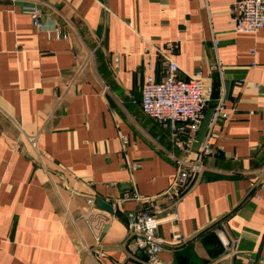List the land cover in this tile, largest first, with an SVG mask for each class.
Instances as JSON below:
<instances>
[{
  "label": "crops",
  "instance_id": "crops-1",
  "mask_svg": "<svg viewBox=\"0 0 264 264\" xmlns=\"http://www.w3.org/2000/svg\"><path fill=\"white\" fill-rule=\"evenodd\" d=\"M234 1L0 0V264H148L127 214L156 209L164 263L264 264V30L235 31ZM155 46L229 113L175 224L187 151L141 106Z\"/></svg>",
  "mask_w": 264,
  "mask_h": 264
},
{
  "label": "built area",
  "instance_id": "built-area-1",
  "mask_svg": "<svg viewBox=\"0 0 264 264\" xmlns=\"http://www.w3.org/2000/svg\"><path fill=\"white\" fill-rule=\"evenodd\" d=\"M24 11L30 15L35 27H43L39 9L36 6H27ZM231 13L230 23L235 31L252 33L264 30V0H235ZM149 44L152 45V43ZM173 47L175 46L171 45L168 50L173 52ZM155 49L157 55L166 60V69L160 79L150 75L143 80L141 106L148 117L164 127L171 126V136L175 145L187 151L186 158H180L171 153V158L176 164V174L170 187L163 194L172 200L170 208L173 212L168 219L175 224L178 221V215L174 211L177 200L198 180L205 169V157L213 152L209 135H205L197 151H191V145L211 100L212 90L200 72L182 78L180 76L181 67L172 55L159 47L155 46ZM219 116L229 118V113L225 110L222 100L217 102L211 123ZM185 133L188 134L186 142L180 138V134ZM124 198L138 201L144 199L137 192L127 194ZM161 211V209H156L155 212L135 210L127 214L128 228L134 233V247L147 256L148 264H167L159 258L164 244L157 235L161 221L156 214ZM221 234L223 236L221 240L225 239V234ZM172 236L175 241L182 238L181 234L175 230ZM227 244L228 240L224 242L225 246Z\"/></svg>",
  "mask_w": 264,
  "mask_h": 264
},
{
  "label": "water",
  "instance_id": "water-1",
  "mask_svg": "<svg viewBox=\"0 0 264 264\" xmlns=\"http://www.w3.org/2000/svg\"><path fill=\"white\" fill-rule=\"evenodd\" d=\"M218 86V84L216 83V87ZM217 99L218 96L214 93L212 95V100L209 103L208 108L205 110L204 116L202 118V122L200 124L199 130L196 134L195 140L193 142V150L197 151L200 147V144L202 142V140L204 139L205 135L207 134L208 128L210 126L211 123V119L214 113V109L217 105Z\"/></svg>",
  "mask_w": 264,
  "mask_h": 264
}]
</instances>
